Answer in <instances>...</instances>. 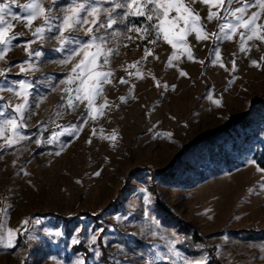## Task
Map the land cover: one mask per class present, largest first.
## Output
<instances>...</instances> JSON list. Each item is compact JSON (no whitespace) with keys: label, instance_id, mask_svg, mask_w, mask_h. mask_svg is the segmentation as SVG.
<instances>
[{"label":"rangeland","instance_id":"rangeland-1","mask_svg":"<svg viewBox=\"0 0 264 264\" xmlns=\"http://www.w3.org/2000/svg\"><path fill=\"white\" fill-rule=\"evenodd\" d=\"M70 2L45 0V7L55 15ZM239 6L233 0L231 8ZM193 7L207 16L205 5ZM12 10L23 15L15 4ZM231 19L206 22L207 30L219 33V24ZM14 23V31L26 35L13 45L35 42L31 56L22 46L12 47L0 61L6 70L0 111L13 115L12 107L22 102L14 95L19 81L31 85L19 130L28 138L0 148V208L11 205L7 225L20 228L14 248L0 246V264H264V238L246 233L264 229V173L249 163L264 147V106L256 102L264 101V62L259 68L250 63L264 56V44L250 41L259 47L244 53L238 38L196 41L193 34L188 44L203 63L185 54L169 66L171 45H151L127 31L133 23L144 27L143 17L118 21L107 31L122 35L106 36L107 47L116 50L107 66L112 82L104 85L110 107L82 125L87 102L68 107L62 81L71 64L60 62L77 45H62L55 30H46L43 39L33 36L39 20L32 30ZM66 35L90 39L82 30ZM145 47L159 59L142 60ZM216 47L228 71L214 63L210 50ZM137 61L142 78L128 74L136 72L128 65ZM121 77L128 83L121 84ZM7 103L11 107H2ZM243 119L241 126L237 121ZM113 132L114 142L102 138ZM24 220L29 223L21 226ZM213 255L219 263L211 262Z\"/></svg>","mask_w":264,"mask_h":264},{"label":"snow or ice","instance_id":"snow-or-ice-1","mask_svg":"<svg viewBox=\"0 0 264 264\" xmlns=\"http://www.w3.org/2000/svg\"><path fill=\"white\" fill-rule=\"evenodd\" d=\"M56 2L57 0H52L53 5ZM235 2L239 3L240 6L233 9L231 8L233 0H71L70 3L61 6L59 12L54 15L52 7H45V0H27L23 4L18 3V0H2L0 2V61L6 60L12 47L22 46L29 56L33 54L30 50L31 44L35 42L33 40H28L23 45L19 42L13 45L14 40L26 35L24 32L16 33L14 31L16 27L14 22H19L22 27L32 30L35 22L39 20L41 24L35 26L32 31L33 36L43 39L46 30L49 32L55 30L59 33L56 38L60 40L62 45L76 44L77 47L70 49L68 57L60 62L71 64L67 79L62 81L66 85L64 91L68 93V107H78L76 102L81 104L87 102L85 112L82 113L81 123L83 125L89 119L96 120L99 116H103L104 110L110 107L104 95V85L112 82L113 72L107 66L110 64L109 57L116 50L107 47L109 40L106 39V36L115 38L122 33H108V29H111L118 21L123 24L129 17L137 19L143 17L144 21L147 22L144 27H136L133 23L131 27H127V31L137 33V39L147 40V43L151 45H156L160 40L171 45L174 51L169 57V66H173L172 61L179 60L185 54L188 60L203 63V61L196 60L187 41L189 35L194 34L196 41L210 38H214L216 41L238 38L239 51L244 53L250 52L253 46L259 47L258 44L250 45V41H259L260 44H264V0H235ZM106 3L112 6L106 8L104 7ZM196 3L207 7L206 17H201L199 11L193 7ZM14 4L22 10L23 15L13 12L12 5ZM252 9L255 11H251ZM117 10L121 11L118 12ZM102 15L105 19H101ZM228 17L232 19L219 24V33L207 30L206 22H211L214 19L217 21L227 20ZM54 21H58V23H54ZM81 30L90 38L87 42L78 40L74 35H66V33L71 34ZM101 30H104L103 33ZM153 35L155 38L150 39L149 37ZM126 38L132 39L130 36ZM210 51L215 55L214 63H219L220 67H224L228 71L229 69L221 60L218 47ZM35 55L40 56V52H35ZM149 56L159 59L158 56L154 55L151 48L145 47L142 60H146ZM262 62H264V56H261L259 62L255 59L250 61L251 65L257 68L261 67ZM139 63L140 61H137L128 65V68H136L135 73H128L129 76L135 75L142 78L141 71L137 67ZM20 70L21 72L26 71L24 67H21ZM236 70L237 64L233 60L231 71L235 72ZM5 74L6 70L0 69V76ZM180 75L187 76V73L181 70ZM119 82L121 84L128 83L123 77L120 78ZM19 84L20 91H15L14 95L22 102L12 107L14 114L6 115L4 111H0V116L5 117L0 121V139L4 141L0 148L13 147L28 138L23 136L19 130L25 127L24 113L28 103L27 89L31 85L26 84L23 80L19 81ZM73 85L75 87H72ZM159 86L157 81V87ZM0 91H4V89L0 88ZM7 91L13 92V88L8 87ZM98 100L102 102L97 103ZM121 100H124V97H121ZM215 103L219 106L221 102L216 100ZM2 107L7 108L11 105L7 103ZM79 130L76 127L72 128V132ZM102 138L114 142L117 133L113 132L111 136ZM52 142L53 140H48V143ZM36 143L39 144L40 141L37 140ZM249 163L255 164V161L252 160ZM257 167L259 171L264 173V168ZM27 174L25 173V175ZM100 174L99 171L95 173L97 176ZM148 200L149 197L145 196V202ZM9 207L11 205L0 208V214H2L0 215V246L4 248H14L16 246L15 238L20 232V228H12L7 225ZM28 223V220H24L21 226ZM96 238L95 235L91 237L93 242L96 241ZM76 264H83V261L77 260ZM185 264H192V262L185 260ZM196 264H200V262H196Z\"/></svg>","mask_w":264,"mask_h":264},{"label":"trees","instance_id":"trees-1","mask_svg":"<svg viewBox=\"0 0 264 264\" xmlns=\"http://www.w3.org/2000/svg\"><path fill=\"white\" fill-rule=\"evenodd\" d=\"M256 102L258 103H262V106H264V101L263 100H257ZM255 104V102H254ZM237 123H241V126L246 125V121H244V119L238 120ZM253 158L257 164V166H259L260 168H264V147H261L259 150H256L253 154ZM181 225L186 226V229H188L187 226H191L188 222H181ZM246 233L249 235H255L258 234L259 236H261L262 238H264V229H260V230H246ZM193 237L195 239H201L200 236H198V234H196V232H192ZM212 255V253H211ZM211 262L212 263H219V261L217 260V258H215V256L213 255L211 258Z\"/></svg>","mask_w":264,"mask_h":264}]
</instances>
